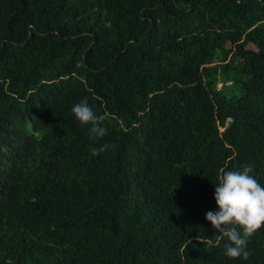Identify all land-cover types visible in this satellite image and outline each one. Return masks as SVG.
Masks as SVG:
<instances>
[{"label":"trees","instance_id":"1","mask_svg":"<svg viewBox=\"0 0 264 264\" xmlns=\"http://www.w3.org/2000/svg\"><path fill=\"white\" fill-rule=\"evenodd\" d=\"M244 165L264 184V0H0V264H264V226L230 258L204 218Z\"/></svg>","mask_w":264,"mask_h":264},{"label":"clouds","instance_id":"2","mask_svg":"<svg viewBox=\"0 0 264 264\" xmlns=\"http://www.w3.org/2000/svg\"><path fill=\"white\" fill-rule=\"evenodd\" d=\"M71 112L81 124L88 125L89 135L103 137L106 134V127L101 123L105 117L97 114L86 98L74 103ZM110 147L104 143L91 147L90 151L95 156ZM213 199L216 210L206 211L205 220L226 238L223 245L226 256L246 259L249 256L247 238L264 226V184L251 174L248 165L222 170L214 184Z\"/></svg>","mask_w":264,"mask_h":264},{"label":"rangeland","instance_id":"3","mask_svg":"<svg viewBox=\"0 0 264 264\" xmlns=\"http://www.w3.org/2000/svg\"><path fill=\"white\" fill-rule=\"evenodd\" d=\"M248 46H250V47H254V45H252V44H248Z\"/></svg>","mask_w":264,"mask_h":264}]
</instances>
